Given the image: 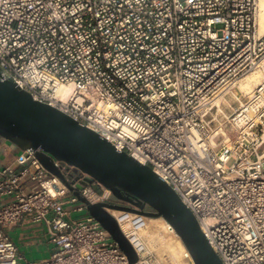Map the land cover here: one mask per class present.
<instances>
[{
    "label": "built area",
    "instance_id": "built-area-1",
    "mask_svg": "<svg viewBox=\"0 0 264 264\" xmlns=\"http://www.w3.org/2000/svg\"><path fill=\"white\" fill-rule=\"evenodd\" d=\"M259 20L260 0H0V65L35 99L149 164L224 264H264V82L232 113L229 131L211 126L221 88L264 61ZM65 83L96 85L101 97L75 109L57 97ZM45 153L59 173L20 147L16 165H0V264H23L8 229L28 225H42L54 248L26 264H194L188 249L175 256L167 247L181 237L164 217L152 228L153 217L106 207L138 256L130 262L95 216L73 215L87 209L79 195L123 203Z\"/></svg>",
    "mask_w": 264,
    "mask_h": 264
},
{
    "label": "water",
    "instance_id": "water-1",
    "mask_svg": "<svg viewBox=\"0 0 264 264\" xmlns=\"http://www.w3.org/2000/svg\"><path fill=\"white\" fill-rule=\"evenodd\" d=\"M0 135L21 149L36 150L49 170L59 173L45 152L75 165L111 188L135 196L138 206L108 202L90 203L84 196L89 213L95 216L119 243L130 262L138 256L114 216L106 207L138 212L150 217H164L175 228L187 247L194 264H224L201 229L191 209L149 164H143L94 129L82 124L62 108L35 99L9 77L0 65ZM42 148L43 151H39ZM150 209H145V206Z\"/></svg>",
    "mask_w": 264,
    "mask_h": 264
},
{
    "label": "bare ground",
    "instance_id": "bare-ground-1",
    "mask_svg": "<svg viewBox=\"0 0 264 264\" xmlns=\"http://www.w3.org/2000/svg\"><path fill=\"white\" fill-rule=\"evenodd\" d=\"M260 32L264 33V0H260ZM259 66L261 65L255 66L254 69L247 72L241 78L235 80L233 85H237L239 89H241L246 93H249L256 86L263 83L264 74H263V70ZM262 66L264 67V61L262 62ZM229 89H231V86L223 87L217 94V98L219 97L220 94L221 96L224 95L226 92L229 91ZM57 97L58 99L64 101L66 104L72 105V107L75 109L86 110V109H92L96 105V103L101 97V93L99 87L96 85H92L88 88L83 89L77 86L76 84L65 83V84H61L58 87ZM220 97L217 100H219ZM149 219L159 221V219L157 218H149ZM160 225L164 227L163 223H161ZM177 238H178L177 239L178 244L176 246L171 243L170 245L167 244L168 248L170 247L173 248L172 253L175 256H177L178 253L176 248H180L181 251L187 250V247L183 244L181 239L179 237Z\"/></svg>",
    "mask_w": 264,
    "mask_h": 264
},
{
    "label": "rangeland",
    "instance_id": "rangeland-1",
    "mask_svg": "<svg viewBox=\"0 0 264 264\" xmlns=\"http://www.w3.org/2000/svg\"><path fill=\"white\" fill-rule=\"evenodd\" d=\"M259 22H260V20H259ZM259 67L263 70V74H264V67L262 65ZM254 68L255 67L248 69L247 71H245L244 73L239 75L236 78V80L241 78L247 72H249L250 70H252ZM247 94L248 93L239 89V87L237 85H234L224 95L221 96V94H220L219 97L220 96L221 97L219 100H217L219 97L217 98V96H216L215 97L216 102H215L214 108L212 109V113L214 115V114H216V112H218V114L216 115V119L214 121H212L211 126L213 128H215L216 125L221 123L224 126V128L229 131L230 130L229 119H230L232 113H234V111L239 107L241 101L246 98ZM69 106L72 107V105H69ZM88 214H89L88 209H86L84 211H80V212L76 211L73 213V215L75 217H83V216H86ZM160 217H153V218L159 219V221L149 219V223L153 225V226L151 225L152 228L159 226V224H161V223H164V221ZM152 233L154 234L155 231H152ZM50 254H51L50 247H48L47 245L40 244V245L34 247L33 253H31V252L27 253V256H25L22 259V263L26 264L27 260H41L43 258L49 257Z\"/></svg>",
    "mask_w": 264,
    "mask_h": 264
},
{
    "label": "crops",
    "instance_id": "crops-1",
    "mask_svg": "<svg viewBox=\"0 0 264 264\" xmlns=\"http://www.w3.org/2000/svg\"><path fill=\"white\" fill-rule=\"evenodd\" d=\"M17 151V145L0 135V165H16L14 156ZM6 199V197H0V202ZM42 227V225L37 227L33 225L16 226L8 229V231L17 243L20 252L27 256V253H33L34 247L40 244L47 245L51 251L53 250V243L49 235L46 232H42Z\"/></svg>",
    "mask_w": 264,
    "mask_h": 264
},
{
    "label": "flooded vegetation",
    "instance_id": "flooded-vegetation-1",
    "mask_svg": "<svg viewBox=\"0 0 264 264\" xmlns=\"http://www.w3.org/2000/svg\"><path fill=\"white\" fill-rule=\"evenodd\" d=\"M122 197L117 198L118 201L122 202L123 204H128V205H133V206H138L141 202L133 195H129L126 192H119ZM145 209H150L149 206H145Z\"/></svg>",
    "mask_w": 264,
    "mask_h": 264
}]
</instances>
